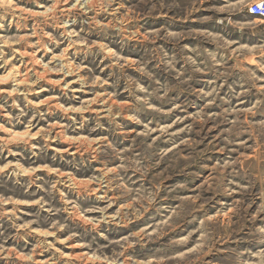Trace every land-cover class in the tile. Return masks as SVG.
I'll return each instance as SVG.
<instances>
[{"label":"rangeland","instance_id":"374dc122","mask_svg":"<svg viewBox=\"0 0 264 264\" xmlns=\"http://www.w3.org/2000/svg\"><path fill=\"white\" fill-rule=\"evenodd\" d=\"M249 11L0 0V264H264V245L237 242L264 224V22ZM157 85L166 102L137 113Z\"/></svg>","mask_w":264,"mask_h":264},{"label":"clouds","instance_id":"9594fccd","mask_svg":"<svg viewBox=\"0 0 264 264\" xmlns=\"http://www.w3.org/2000/svg\"><path fill=\"white\" fill-rule=\"evenodd\" d=\"M240 4L243 7L248 8L250 11L258 13L259 16L261 17L260 22H264V0H246V2L245 0H240ZM236 7H237L236 5L229 3L224 8L218 9V11L231 12ZM217 23L224 25L225 28L233 27L239 32H243L245 29L253 28L256 25V21H253L251 23L239 21V20L234 21L230 15H226L223 18L219 19ZM159 34L162 39L175 38L178 36L176 32H173L167 29H161V32ZM219 39L223 42L224 46H227L228 44L227 40H225L223 37H219ZM189 62L195 65V61L189 60ZM194 70L198 71L199 69L196 68ZM138 90L145 92L146 98L143 100H140L138 97L134 98V103L140 105V107L137 108V113H139L140 111H146L148 108L151 107L149 101L151 100L153 96H155V98L159 100L161 104L165 103L166 97L169 91L167 87L159 86V85H157V87L153 90V92H148L146 89H143V88H139ZM161 91L163 92V95L160 94ZM218 91L219 89L216 88V89H213V92L205 93L204 95L212 96L213 93L218 94ZM72 111H77V109H72ZM109 113H111V109H109ZM112 118L113 120H115L114 116ZM127 119L139 122L137 120V115H130L127 117ZM261 211H264V206L261 207ZM245 240L254 242L259 245H264V224L255 225L251 230H249L243 236H239V239L237 242H243ZM260 255L264 256V252H261ZM256 264H261V262L257 261Z\"/></svg>","mask_w":264,"mask_h":264},{"label":"bare ground","instance_id":"6f19581e","mask_svg":"<svg viewBox=\"0 0 264 264\" xmlns=\"http://www.w3.org/2000/svg\"><path fill=\"white\" fill-rule=\"evenodd\" d=\"M249 13H250L251 16H253V17H258V18L261 19V17H259L258 15L253 14L252 11H249ZM16 136H17V135H16ZM25 136H26V135H25ZM88 182H89V181H88Z\"/></svg>","mask_w":264,"mask_h":264},{"label":"built area","instance_id":"2783aa9c","mask_svg":"<svg viewBox=\"0 0 264 264\" xmlns=\"http://www.w3.org/2000/svg\"><path fill=\"white\" fill-rule=\"evenodd\" d=\"M253 14H255V15H258L259 16V14L258 13H255V12H252ZM260 17V16H259Z\"/></svg>","mask_w":264,"mask_h":264}]
</instances>
